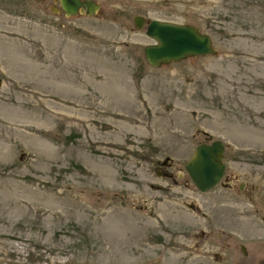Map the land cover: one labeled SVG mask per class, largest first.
I'll use <instances>...</instances> for the list:
<instances>
[{
    "label": "rangeland",
    "instance_id": "obj_1",
    "mask_svg": "<svg viewBox=\"0 0 264 264\" xmlns=\"http://www.w3.org/2000/svg\"><path fill=\"white\" fill-rule=\"evenodd\" d=\"M93 1L0 0V264L264 259V0ZM152 20L217 53L150 66ZM213 141L200 192L185 165Z\"/></svg>",
    "mask_w": 264,
    "mask_h": 264
},
{
    "label": "water",
    "instance_id": "obj_2",
    "mask_svg": "<svg viewBox=\"0 0 264 264\" xmlns=\"http://www.w3.org/2000/svg\"><path fill=\"white\" fill-rule=\"evenodd\" d=\"M59 2L67 16L83 12L86 16L92 17L99 10V4L93 0H59ZM134 21L138 29L145 24V19L141 16H136ZM146 35L153 40V44L144 48L145 58L152 67L217 53L210 36L191 25L152 20L147 23ZM223 152L224 145L220 141L202 143L194 149L187 161L185 169L200 192L214 188L222 179L226 167L223 162Z\"/></svg>",
    "mask_w": 264,
    "mask_h": 264
},
{
    "label": "flooded vegetation",
    "instance_id": "obj_3",
    "mask_svg": "<svg viewBox=\"0 0 264 264\" xmlns=\"http://www.w3.org/2000/svg\"><path fill=\"white\" fill-rule=\"evenodd\" d=\"M243 252H244L243 256L245 258L244 259L242 258L239 262H236L234 264H264V259L259 260L254 255H250V257H248L247 254L245 253V251H243ZM214 256L216 257L217 255L214 254Z\"/></svg>",
    "mask_w": 264,
    "mask_h": 264
}]
</instances>
